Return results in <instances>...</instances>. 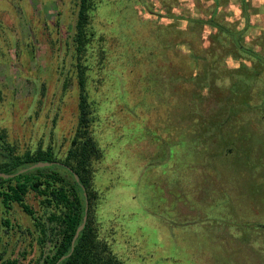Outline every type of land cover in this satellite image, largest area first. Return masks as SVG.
Listing matches in <instances>:
<instances>
[{
    "label": "rangeland",
    "instance_id": "obj_1",
    "mask_svg": "<svg viewBox=\"0 0 264 264\" xmlns=\"http://www.w3.org/2000/svg\"><path fill=\"white\" fill-rule=\"evenodd\" d=\"M77 8L0 0V129L18 152L64 157L77 128ZM93 14L103 39L79 60L103 153L99 237L122 264H264V0H103ZM36 237L0 200V264L36 259Z\"/></svg>",
    "mask_w": 264,
    "mask_h": 264
},
{
    "label": "trees",
    "instance_id": "obj_2",
    "mask_svg": "<svg viewBox=\"0 0 264 264\" xmlns=\"http://www.w3.org/2000/svg\"><path fill=\"white\" fill-rule=\"evenodd\" d=\"M102 1L77 0L78 8L74 23L73 42L79 62L77 66L78 124L64 157H59L51 144L46 147L40 146L35 150L18 152L13 145L8 144L5 133L0 129V172L7 175L15 174L8 179L0 176V200L7 211L16 203L23 212L30 215L37 235L39 254L28 264H55L62 255L69 256L58 264L123 263L122 259L113 252L110 243L99 237L98 234L100 222L96 219L94 210L100 195L93 182V165L103 158V153L91 131L94 118H92L90 92L86 89V71L89 67L79 60L87 42L93 41L97 37L103 39L92 23L93 10L96 11ZM208 21L218 29L217 34L221 39L228 41L227 37L230 36L234 48L240 49L241 52H249L248 47L244 45L241 47L242 44L238 42L240 33L223 29L214 14L208 18ZM192 22L196 25L202 23L197 20ZM193 52L194 50L192 55ZM252 55L257 61L264 64L263 56L256 53ZM218 59L217 57L215 62ZM2 96L3 92L0 87V101ZM261 109L264 113V107ZM40 161H57L58 163L16 174L20 169L37 162L40 163ZM73 173L78 175L81 183L75 181ZM82 185L85 187L84 190ZM84 191L88 201V218L84 228L74 241L71 251L72 238L85 214ZM29 192H33L39 198V203L44 209L43 215L38 216L36 211L25 202V197ZM3 224L9 227L10 221L5 218ZM16 262V260H9L6 264H17Z\"/></svg>",
    "mask_w": 264,
    "mask_h": 264
},
{
    "label": "water",
    "instance_id": "obj_3",
    "mask_svg": "<svg viewBox=\"0 0 264 264\" xmlns=\"http://www.w3.org/2000/svg\"><path fill=\"white\" fill-rule=\"evenodd\" d=\"M56 163H58L57 161H51V162H47V161H40V163H35V164H32V165H30V166H28V167H26V168H23V169H20L16 174H19V173H24V172H26V171H28V170H31V169H34V168H40V167H46V166H50V165H53V164H56ZM15 174H10V175H7V174H5V173H2V172H0V176L1 177H4V178H10V177H13ZM73 177H74V179H75V181L76 182H79V177H78V175L76 174V173H73ZM79 183H81V182H79ZM84 185H82V189L84 190ZM84 196H85V208H84V212H85V214H84V217L82 218V222L80 223V225L77 227V229H76V231H75V233H74V236H73V238H72V247H71V251L73 250V247H74V241L76 240V238L78 237V235H79V233H80V231L84 228V225H85V223H86V220H87V218H88V201H87V199H86V192L84 191ZM71 251H70V253H71ZM67 256H69V255H67ZM67 256H65V255H62L58 260H57V262L55 263V264H58L62 259H64V258H66Z\"/></svg>",
    "mask_w": 264,
    "mask_h": 264
}]
</instances>
